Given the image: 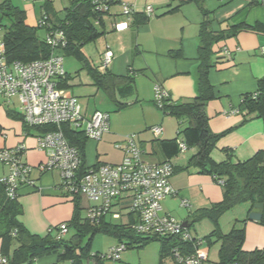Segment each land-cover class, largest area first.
Wrapping results in <instances>:
<instances>
[{
  "label": "crops",
  "instance_id": "1",
  "mask_svg": "<svg viewBox=\"0 0 264 264\" xmlns=\"http://www.w3.org/2000/svg\"><path fill=\"white\" fill-rule=\"evenodd\" d=\"M8 1L13 4V0ZM122 1L136 8L137 17L129 21L121 15L119 5L113 6L109 15L104 19L106 35L94 42L95 49L91 54L87 48L93 43L87 45L84 52L97 67L100 64L102 54L106 51L112 52L113 62L109 68L110 72L119 77H127L128 75L133 77L132 83L116 89L117 99L121 101V99L134 97L135 101L132 106L140 108L143 115L141 121L128 130L121 129L116 124L112 127L110 124V132L104 136L101 142H92L89 150V143L87 144L86 164L94 166L96 164L121 163L124 153L121 149H115L114 144L122 142L128 135L138 133L140 135L137 137V142L145 152V161L158 164L170 161L175 167L176 172L171 182L179 193L174 199H169L170 201L178 200L180 207H182V201L186 200L190 203L192 210L193 206L189 198L194 200L196 198L189 193V184L194 183L200 186L211 204L221 202L222 193L212 177L184 172L182 169L186 166V161L183 165L173 163L175 159H179L181 153L173 159L166 156L160 142L178 138L179 132L188 126V122L186 119L182 121L176 119L179 124L177 127L174 118L170 116L167 118L155 109L153 104L156 84L163 86L174 103L188 102L195 98L199 66L198 36L200 24L203 21L202 13L195 3L181 5L179 9L171 12L180 6L182 0ZM218 1L221 5L218 11L205 7L215 11L212 24V29L215 32L225 29L229 23L233 24V20L236 19L251 25L255 22H264V5L253 6L247 0ZM49 2L55 15L52 19L62 20L65 18L66 9L70 7L72 0L58 1L61 2L60 5H57L56 0ZM27 5L30 7L29 4ZM28 6L22 7L27 15V24L36 27L40 16L45 12V8L42 6L38 12V8L35 7L30 10ZM147 6L154 8V15L146 23H137L145 18L144 11ZM31 19L33 20L31 21ZM36 19L39 20L35 22ZM116 25H120L119 29L115 28ZM224 50L228 51L227 56L221 54ZM213 61L214 68L210 71L209 80L214 87L216 99L207 105L206 114L209 118L210 131L215 135L222 136L217 140L211 158L216 163H224L229 159L233 163L245 162L258 152H264V120L253 118L245 121V114L239 109L243 96L255 93L258 90V81L264 77V35L243 31L237 36L217 44ZM65 70L70 75L66 66ZM81 73L85 74L92 86L89 76L85 72ZM93 88L96 94L101 92L111 103L105 93L98 91L95 87ZM78 91L80 92V90ZM63 92L66 95L81 98L75 94V91L63 90ZM90 106L88 100L86 103H82L80 99L81 111L90 115L99 110L98 108L91 109ZM235 111L238 113H234ZM156 126L163 128V133L159 138H155L150 130ZM180 126L185 127L182 129ZM0 128L6 135L0 134V149L13 148L22 143H25L29 148L26 160L33 167L32 179L36 182L37 188L24 187L21 189L18 203L23 214L19 217V221L30 234L42 238L46 237L60 224L71 221L74 214V203L71 197L60 189L61 181L58 172L42 171L41 165L47 161V154L35 149L34 141L24 135V127L20 121L12 120L7 116V110L1 99ZM101 144L106 148L100 152L98 149ZM93 149H95L96 154L93 153ZM195 149L194 155L198 151L197 148ZM4 173V169L0 166V176ZM85 201L83 200L82 204ZM167 201L165 200V203ZM162 207L163 212L171 215L172 211L167 206L162 205ZM188 219L190 220L189 217ZM188 219L184 222H189ZM106 220L108 222L114 221L110 217H107ZM250 222L258 225L257 222ZM115 223L118 224V222ZM126 224L118 225L124 226ZM118 244V241L106 245L102 244L101 252L97 251L95 254H106ZM7 245V241L0 237V254L6 247L10 254L19 247L18 242H13L9 247ZM263 248L264 245L256 241L252 247L248 246L244 250L250 252ZM104 251L105 253H103ZM100 258L102 257L100 256ZM166 260L169 261V259ZM102 261L103 264H137L133 261L132 253L126 252L122 253L119 262L106 259H102ZM56 263V255L34 261V264ZM139 264L144 263L140 260ZM157 264H160V260Z\"/></svg>",
  "mask_w": 264,
  "mask_h": 264
},
{
  "label": "trees",
  "instance_id": "2",
  "mask_svg": "<svg viewBox=\"0 0 264 264\" xmlns=\"http://www.w3.org/2000/svg\"><path fill=\"white\" fill-rule=\"evenodd\" d=\"M120 1L104 0L105 5L109 8L108 13H97L95 11V5L92 4L91 0H72L70 7L66 9L65 18L62 20H58L57 18L52 19L55 15L50 2L45 3V12H43L48 16V22L52 30L60 29L65 35L67 45L62 51L64 61L65 58L75 59L80 64L79 74L80 72H85L89 76L92 86L98 91L105 93L109 101L116 106L117 111L125 110L131 106L128 103L118 101L116 89L125 84L132 83L133 77L131 75L127 77L115 76L110 72V66L102 72L100 70V64L98 67L95 66L85 54L84 48L106 35L107 31L104 19L109 15L110 9L113 6H121ZM205 1L182 0L180 6L171 11H176L181 5L195 3L203 16L198 36L199 66L195 98L188 102L174 103L170 97L169 100L164 102L163 109H160L155 102L154 92L153 104L162 111L164 116H171L181 121L186 119L188 122V126L178 134L182 136L181 141L178 137L174 140H162L160 142L166 156L169 159H173L181 153L179 142L185 143L187 148H197L198 151L189 160L188 167L197 169L200 174L209 175L218 186L223 187L224 192L221 202L214 203L210 209H202L193 215V222L199 218L207 217L218 226L217 221L220 215L237 205L243 203L250 205L247 221H251L249 220V215L255 205H264V152H258L251 159L240 163H233L230 159L224 163H216L211 158L212 150L217 140L222 136L215 135L210 131L208 125L209 118L206 114L207 105L216 99L214 87L209 80L210 71L214 68L213 60L215 52L213 48L218 43L235 37L243 31L264 35V22H255L251 25L236 19L233 20V24L229 23L225 29L215 32L212 29L215 11L206 9L204 6ZM250 4L253 6L262 5L260 3ZM137 15L138 13L136 12L130 18L124 17L132 21ZM144 15L145 18L137 23H146L153 16H148L145 11ZM5 20H7V23H4ZM40 30L45 32V36L47 31H50L47 28L29 26L24 10L14 6L8 0H0V32H2L0 38L5 42L6 57L9 64L14 62L29 64L34 61L46 60L51 56L52 49L46 42L45 37L42 39L38 36ZM72 80L73 77L66 72L65 77L60 79L58 88L62 91L71 90L72 85L70 82ZM73 97L79 100L78 97ZM0 99L7 110V116L23 124L24 135L27 138L33 140L32 137L44 135L47 132L58 129L56 126L27 127L23 122V114L18 102L7 105L2 97ZM13 105L16 106L13 108L11 107ZM239 109L240 112L245 114V121L253 118L264 120V77L258 81V90L255 93L243 96ZM60 129L63 131L69 144L76 148L80 154L81 173H85L88 169L101 165L88 166L86 164V146L89 141H95L89 140L82 131H76L70 128L68 124H63ZM115 144L114 148L116 149ZM139 147L142 149L140 145ZM144 154L145 152L143 153V158ZM188 167L182 170H186ZM4 171L5 175L6 170L4 169ZM175 172L174 167V174ZM220 180L224 182L223 186L218 183ZM24 187L29 186H21L19 195L21 189ZM64 193L71 197L74 203V214L69 223L62 224H66L68 234L72 232L73 235L70 238H66L67 234L58 240L57 230L59 226H57L49 235L42 238L30 234L19 221V217L23 214L22 208L18 203L19 197L15 201L8 200L5 193V186L0 182V237L7 241L8 247L13 242L19 243V247L12 254H10L7 247L2 252L1 255L8 259V264H34V261L52 255L57 256L56 264H64L67 262L71 264H103L100 255L93 253V243L99 235L115 237L119 243H126L128 249L136 247L142 249L151 242H160V264H163L166 259H170L173 248L186 246L190 252L193 251L192 244H184L178 238L159 239L136 236L130 230L128 224L124 226L114 225L112 222H108L106 217L102 218L98 223L93 224L88 217L83 219L82 212L84 208L82 202L84 199L79 195L71 196L65 191ZM86 211H88L87 208ZM189 218L191 220L192 217L190 216ZM190 220L188 222L189 228L193 224V222L190 223ZM257 224L264 226V209L263 218ZM214 233L220 243L219 260L216 262L220 264H264V248L250 252L244 250L243 245L246 239L245 228L234 227L229 234L223 235L216 227ZM203 242L205 243L204 240ZM207 243L210 245L212 240L208 238Z\"/></svg>",
  "mask_w": 264,
  "mask_h": 264
},
{
  "label": "built area",
  "instance_id": "3",
  "mask_svg": "<svg viewBox=\"0 0 264 264\" xmlns=\"http://www.w3.org/2000/svg\"><path fill=\"white\" fill-rule=\"evenodd\" d=\"M91 1L97 13H108L109 8L104 0ZM247 1L264 5V0ZM120 4L121 14L127 18L137 12L127 2L121 0ZM145 13L148 16L154 15V8L147 6ZM48 21L45 13L38 21L39 28L50 29L45 40L51 47L52 54L46 60L9 64L5 42L0 38V97L7 105L18 102L27 127H58L56 131L32 137L35 149L47 154V161L41 165L42 171L58 172L62 191L71 196L79 195L90 203L87 217L93 224L105 217L114 221L125 218L136 236L178 238L184 244H192V252L186 246L173 248L168 264H220L210 259L208 251L200 249L204 242L194 239L189 227L163 212L162 203L177 197L179 193L171 182L174 166L170 162L158 164L145 161L144 151L139 147L136 135H128L121 144H115L116 149H121L124 153L121 163L101 164L85 173L80 172V154L69 144L60 127L68 124L70 128L82 131L89 140L100 142L110 132V115L102 111L88 115L81 111L77 98L66 95L58 88L60 79L66 75L62 51L67 42L63 31L52 30ZM119 27L120 25L115 26L116 29ZM221 54L227 56L229 53L224 50ZM112 62V52L106 51L101 56L100 70L105 71ZM154 92L157 106L163 109L164 102L170 99L169 93L161 84L155 85ZM150 130L155 138L161 137L163 133L160 126ZM0 134L6 136L1 129ZM179 148L181 153L188 149L183 142H179ZM28 151L25 143L0 149V166L6 170V174L0 177V182L4 184L10 201L19 197L21 186L36 188L32 179L33 167L26 160ZM218 183L224 185L222 180ZM181 205L191 210L188 201L183 200ZM57 231V239L60 240L68 234L67 225H59ZM126 250L128 245L123 242L100 256L102 259L119 262ZM8 263V259L0 254V264Z\"/></svg>",
  "mask_w": 264,
  "mask_h": 264
},
{
  "label": "rangeland",
  "instance_id": "4",
  "mask_svg": "<svg viewBox=\"0 0 264 264\" xmlns=\"http://www.w3.org/2000/svg\"><path fill=\"white\" fill-rule=\"evenodd\" d=\"M47 1V0H46ZM44 0H13V5L22 9V7H27L29 4L30 10H33L35 7L38 8V12L40 11L41 7L44 6L45 3L47 2ZM57 5H60L61 0H56ZM204 6L208 9H212L215 11H218L220 9V3L218 0H206L204 3ZM41 17V16H40ZM38 16V18H40ZM33 19H31L32 21ZM39 19H36L35 22H37ZM4 23H7V20L4 21ZM0 36H2V32H0ZM38 36L40 38L45 37V32L43 30H40L38 33ZM99 43V42H97ZM96 43V44H97ZM221 43V42H220ZM219 44V43H218ZM216 46V45H215ZM215 46L213 48L215 52ZM95 49V43L91 44L87 50H89L90 54L94 51ZM71 64V65H69ZM64 65L66 66V69L70 73V75L73 77L72 80V89L71 91H75V94L81 97V102H87L89 101V104L91 105L90 108H98L100 111L107 112L110 115V124L113 127L115 124L119 126L121 129H130L134 126V124L139 123L142 119V111L140 108L135 107L134 105V97H129L126 99H121L122 102H128L130 103V107L122 110V111H117V108L115 105L112 103H109L108 100L102 95L101 92L96 94V91L94 88L90 85L89 79L86 78L85 74L81 73L79 74L80 71V64L76 62L73 59L65 58ZM80 90V92L78 91ZM79 99V100H80ZM16 105H13L11 107H15ZM155 106V105H154ZM86 108V106H84ZM155 109H157L159 112L162 113L161 110H159L156 106ZM171 117V116H170ZM168 118V116H167ZM174 118V117H171ZM175 122H177L176 118H174ZM179 126L177 122V127ZM181 127V126H180ZM179 127V128H180ZM185 126H182L181 128L183 129ZM136 135L137 137L140 135L138 133L132 134ZM175 137H177L175 135ZM179 140H182V136L178 135ZM88 150L90 149L91 145L93 144L91 141L88 142ZM106 147L101 144L98 151H104ZM110 149V148H109ZM196 152L195 148H188L186 151L181 153V156L179 159L174 160V164L176 165H183V163H186V166L183 168L188 167V162L189 160L193 157L194 153ZM93 153L96 154L95 149H93ZM181 161H183L181 163ZM181 163V164H180ZM181 172V171H180ZM184 172H189V174H194V175H200V176H207L210 177L209 175L205 174H199L198 170L195 168H189L184 170ZM189 193L192 195V197L196 198V200L189 198L193 209L191 211L186 210L182 207H180V202L178 200H169V199H174V198H169L167 199L168 201L165 203L163 202L162 205L167 206L169 210L172 211L171 215L177 219L178 222L183 223L185 220L188 219V217H192L190 220V223L193 222V215H195L197 212H199L202 209H210L213 204H211L205 197L204 191L200 189V186L198 184L190 183L189 184ZM218 186V185H217ZM220 192L222 193V199H223V192L224 189L223 187L218 186ZM192 199V200H191ZM222 201V200H221ZM89 203L85 201L83 204L84 210L82 212L83 219H86L87 217V211L86 208L88 207ZM250 205L247 203H243L240 205H237L225 212H223L220 217L218 218L217 225L210 220L207 217L204 218H199L193 222L191 225V228H189L191 235L193 236L194 239L196 240H204L205 243L200 246L201 250H206L209 253L210 259L212 261H218L219 260V249H220V243L218 241V238L216 235H214L216 231V227L218 228L219 232L223 235L229 234L234 227L236 228H245L246 232V239L243 245L244 249H247V247H252L255 242H259L261 245H264V226L261 225H254L252 222L247 221L248 220V213H249ZM190 214V215H189ZM189 220V219H188ZM118 222V224H124L127 223L126 219L123 218L120 221H115ZM114 221L112 222L114 225ZM120 222V223H119ZM73 235V233H69L66 238H70ZM210 238L212 240V243L209 245L207 243V239ZM118 240L115 237L107 236V235H99L96 237L94 243H93V253H96L97 251H100L102 249V244H108V243H115ZM160 249H161V243L160 242H151L144 246L142 249H128L124 251L123 253H132L133 255V261L134 263L136 262L139 264V261H143L144 264H157L160 260ZM108 252V251H107ZM105 253V251L103 252ZM170 263V261L166 260L165 264ZM87 264V263H84ZM93 264V263H89Z\"/></svg>",
  "mask_w": 264,
  "mask_h": 264
},
{
  "label": "water",
  "instance_id": "5",
  "mask_svg": "<svg viewBox=\"0 0 264 264\" xmlns=\"http://www.w3.org/2000/svg\"><path fill=\"white\" fill-rule=\"evenodd\" d=\"M263 209H264L263 204L255 205V207L253 208L252 212L249 215V220L253 222H260L263 218ZM183 225L188 227V222H184Z\"/></svg>",
  "mask_w": 264,
  "mask_h": 264
}]
</instances>
